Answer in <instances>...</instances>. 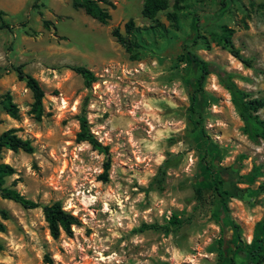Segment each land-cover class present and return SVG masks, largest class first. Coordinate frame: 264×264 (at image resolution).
Here are the masks:
<instances>
[{"label": "rangeland", "instance_id": "rangeland-1", "mask_svg": "<svg viewBox=\"0 0 264 264\" xmlns=\"http://www.w3.org/2000/svg\"><path fill=\"white\" fill-rule=\"evenodd\" d=\"M106 1L110 19L101 25L71 0H0L9 26L0 28V100L8 94L18 110L12 119L0 105V133L13 129L33 147L2 150L0 164L14 171L2 186L41 205L57 202L77 220L71 235L52 239L39 208L0 198L8 215L0 218V264H244L235 243L250 242L264 212V145L244 131L214 74L198 84L189 53L227 73L250 99H264V0L223 7L184 0L178 10L165 0L152 19L140 14L143 0ZM127 20L136 28L134 59L110 35H123ZM223 28L249 66L217 44ZM73 66L95 82L85 88ZM16 67L43 91L39 121L27 113L31 97ZM82 112L107 156L75 141ZM256 114L264 120V108ZM197 118L201 134L191 123ZM205 162L221 181L225 207ZM172 215L183 222L175 231L140 229Z\"/></svg>", "mask_w": 264, "mask_h": 264}, {"label": "trees", "instance_id": "trees-1", "mask_svg": "<svg viewBox=\"0 0 264 264\" xmlns=\"http://www.w3.org/2000/svg\"><path fill=\"white\" fill-rule=\"evenodd\" d=\"M183 1L184 0H174L172 8L174 10L180 9V3ZM218 4L223 7L225 2L224 0H218ZM71 7L73 9H81L86 16L90 17L101 25H105L110 19L108 7H112V5L106 0H71ZM166 8L167 3L165 0H143L140 14L145 18L152 19L158 12H163L166 10ZM4 15V12L0 11V28H9V26L3 23L1 20ZM166 17L173 19L174 13L166 14ZM44 24H46V22H44ZM135 29L136 28H134L132 20H127L123 24V35H121L117 29H112L110 32L111 37L124 50V52L128 54L129 59H134V51L137 48V44L133 38ZM231 34L232 30L223 28L222 32L218 36L217 44L240 63L245 66H249L248 61L244 59L239 54V51L232 45L230 39ZM189 55L191 62L196 65L197 70L199 71V76L197 79L198 84L201 85L209 74H214L218 81L229 92L230 102L234 107L239 120L243 124L244 131L251 138L260 140L264 145V120L259 119L256 114L258 110L264 108V99H250L245 92L238 89L232 83L230 76L227 73L213 67L211 64L203 60L198 59L191 53H189ZM69 69L80 76L85 88L90 87V85L95 82V77L93 74L84 67L73 66L69 67ZM14 71L16 73L17 79L24 82L25 88L30 93L31 103L29 104L27 113L33 118L34 121H39L42 116L43 91L38 82L31 76L24 74L19 67H16ZM195 99H197L195 96H192L190 99L189 111L192 115L194 114L193 106ZM0 105L5 114L10 118H18L17 107L14 103H12L8 94L1 96ZM76 120L78 123V130L75 133V141L77 143H86L92 150L107 156V147L102 146L90 132L84 113L82 112L80 115H78ZM191 123L193 124L194 129H197V127L199 128V132L201 134L202 130L198 118L195 121L191 120ZM2 150L11 152L20 151L25 154H31L33 152V147L28 140H23L16 136L15 130L8 129L0 133V153ZM101 169L102 170L98 176V179L101 182H106L109 170V161L107 158L102 163ZM202 169L211 177L212 190L215 196L223 203L224 193L219 189L221 181L215 175L214 169L208 162L204 163ZM229 171L230 170H228V174L230 176L231 173H229ZM13 173L14 171L9 165L0 164V198L9 200L19 205L22 209L39 208L41 210V214L46 224L49 236L52 239H56L60 232L68 236L71 235L70 227L76 225L77 220L70 213L65 212L59 203L55 202L51 205H41L31 200L25 199L14 189L2 186L3 179L12 175ZM196 193H199V191L196 190ZM223 205L225 207L224 203ZM0 218L2 220H6L8 218L7 212L5 210L0 209ZM182 223L183 222L177 216L172 215L166 224H142L140 229H155L162 232H171L177 230L182 225ZM232 227L237 229V226L234 224H232ZM3 231L4 226L0 223V232ZM234 235L237 240L239 235L237 233H234ZM220 245L221 244L219 243V246ZM235 247L236 254L243 257L244 264H264V212L261 218L253 226L250 242L248 244H244L238 241V243H235ZM217 258L219 261L223 259V252L220 248ZM228 264H233V261L229 259Z\"/></svg>", "mask_w": 264, "mask_h": 264}]
</instances>
